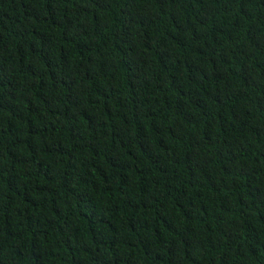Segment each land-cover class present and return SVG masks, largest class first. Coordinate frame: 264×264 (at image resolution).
Returning a JSON list of instances; mask_svg holds the SVG:
<instances>
[{"label": "trees", "instance_id": "16d2710c", "mask_svg": "<svg viewBox=\"0 0 264 264\" xmlns=\"http://www.w3.org/2000/svg\"><path fill=\"white\" fill-rule=\"evenodd\" d=\"M0 264H264V0H0Z\"/></svg>", "mask_w": 264, "mask_h": 264}]
</instances>
